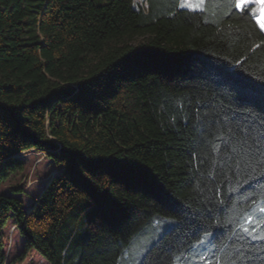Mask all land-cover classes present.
Here are the masks:
<instances>
[{"label":"trees","instance_id":"obj_1","mask_svg":"<svg viewBox=\"0 0 264 264\" xmlns=\"http://www.w3.org/2000/svg\"><path fill=\"white\" fill-rule=\"evenodd\" d=\"M182 3L0 0V264L10 224L18 260L264 264L240 231L264 178L217 138L264 126V30L233 0ZM31 151L55 173L26 206L2 187Z\"/></svg>","mask_w":264,"mask_h":264},{"label":"snow or ice","instance_id":"obj_2","mask_svg":"<svg viewBox=\"0 0 264 264\" xmlns=\"http://www.w3.org/2000/svg\"><path fill=\"white\" fill-rule=\"evenodd\" d=\"M204 0H197L202 4ZM251 0H233V6L244 11ZM264 4V0H256ZM182 7H191L192 0H185ZM261 30H264V19L258 20ZM217 138L224 141L225 163L231 162L234 167L246 168L249 171V180L259 182L264 178V126L244 125L230 127L227 132L218 130ZM215 151H220L215 144L212 145ZM264 213V205L258 207ZM241 225L240 231L250 239L264 241V220L258 219L250 213ZM259 225V227H257Z\"/></svg>","mask_w":264,"mask_h":264},{"label":"rangeland","instance_id":"obj_3","mask_svg":"<svg viewBox=\"0 0 264 264\" xmlns=\"http://www.w3.org/2000/svg\"><path fill=\"white\" fill-rule=\"evenodd\" d=\"M143 2L144 0H137ZM185 2V0H184ZM202 4H197V0H192L191 9H200ZM251 6L254 12L256 20L264 19V4L257 3L256 0H251L247 7ZM28 162V166L25 171L17 173L11 177V179L4 184L2 191H9L11 187L22 186L28 192V195H24V201L26 206H30L35 196L41 191L48 182L49 177L55 173L52 171L51 165L47 161L46 155L40 151H31L23 155ZM7 245V257L9 264H49L41 255L32 251L22 260H18L19 255L23 250V237L16 230L14 226L9 225L6 232Z\"/></svg>","mask_w":264,"mask_h":264}]
</instances>
